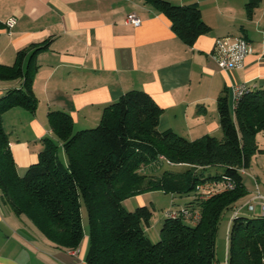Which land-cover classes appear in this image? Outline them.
I'll return each instance as SVG.
<instances>
[{"label": "trees", "instance_id": "1", "mask_svg": "<svg viewBox=\"0 0 264 264\" xmlns=\"http://www.w3.org/2000/svg\"><path fill=\"white\" fill-rule=\"evenodd\" d=\"M144 1L164 13L174 32L189 46L211 31L195 5ZM260 3L249 0L248 17H253ZM46 48V44L32 46L25 69L27 48L18 52L13 66L0 64L1 81L24 80L23 89L11 90L0 99L2 202L14 214L26 216L51 243L65 251H76L85 238V210L87 264H216L220 223L227 212L235 210L234 205L249 195L240 169L248 168L253 156L264 152L257 138L264 131V90L256 88L245 95L235 112L226 92L219 97L223 139L205 136L191 142L171 130L160 132L163 110L144 91L124 94L104 110L99 125L92 129L76 131L68 113L50 112L55 138L43 139L38 163L21 176L3 116L14 108L36 113L39 101L33 86L37 55ZM162 156L188 169L183 173L165 170L160 177L141 172L146 165H167ZM212 166L223 167V173L205 178L203 171ZM223 175L235 182L234 190L206 201L196 197L199 184L220 180ZM154 191L192 195L193 201L185 205L200 209L201 223L191 226L181 219L165 217L160 240L154 243L146 235L153 211L143 206L131 212L123 205L135 195ZM228 264H264V217L240 216L233 220Z\"/></svg>", "mask_w": 264, "mask_h": 264}, {"label": "crops", "instance_id": "2", "mask_svg": "<svg viewBox=\"0 0 264 264\" xmlns=\"http://www.w3.org/2000/svg\"><path fill=\"white\" fill-rule=\"evenodd\" d=\"M167 1L199 7L211 31L189 46L171 20L144 0H0L1 65L13 66L18 52L27 48L25 69L32 46L47 45L37 55L36 113L14 108L3 116L6 132L13 122L18 127L26 123L23 137L7 133L20 175L38 163L43 139L55 138L50 112L68 113L76 131L92 129L107 107L134 90L149 94L163 110L160 132L171 130L191 142L205 136L223 139L219 97L226 92L232 108L233 91L240 84L264 90V0L252 18L245 12L249 0ZM131 13L142 20L141 26L127 24ZM11 19H16L13 28L7 25ZM224 37L251 43L253 52L243 67L219 68L213 49ZM23 88V79L0 80V99ZM164 166L152 167L151 175L160 177ZM244 184L250 194L253 186ZM146 195L123 204L136 199L137 206H148ZM1 196L0 191V264H87V227L76 251L61 250L26 216L14 214ZM178 197H173L176 205L193 201L192 195Z\"/></svg>", "mask_w": 264, "mask_h": 264}, {"label": "built area", "instance_id": "3", "mask_svg": "<svg viewBox=\"0 0 264 264\" xmlns=\"http://www.w3.org/2000/svg\"><path fill=\"white\" fill-rule=\"evenodd\" d=\"M127 24L139 27L142 25V20L135 13L127 16ZM16 24V19H11L8 26L13 28ZM253 52L251 43L245 38L224 37L217 39L213 49L214 58L217 61L219 68L223 71H232L244 66V63L249 55ZM255 86L247 83L240 84L234 88L232 112H235L242 98L251 93ZM166 163L171 165L164 157ZM242 175L246 174V169H240ZM235 182L228 176L223 175L220 180L209 181L199 184L196 187V197L201 201H206L212 197L235 189ZM250 200L235 208L233 220L241 216V211L246 207L249 211L256 210V204L261 207V217H264V190L261 189L258 182H255L254 192L250 195ZM165 217L169 219H181L186 224L197 226L203 219L200 209L192 205H172L165 213ZM232 222V221H231Z\"/></svg>", "mask_w": 264, "mask_h": 264}, {"label": "rangeland", "instance_id": "4", "mask_svg": "<svg viewBox=\"0 0 264 264\" xmlns=\"http://www.w3.org/2000/svg\"><path fill=\"white\" fill-rule=\"evenodd\" d=\"M245 12H247V10ZM234 38L237 39L239 37H234ZM14 123L15 122H13L11 126H8L9 132L7 133L9 135H11L12 133V136L15 139H17L18 137H23V133H25L24 130L26 129L25 127L26 123L19 124V127H18V122L15 124ZM257 138H258L259 148L264 150V131L259 133ZM39 143L41 144L42 142ZM171 165L172 166H164L163 169L170 170L176 173H183L188 169L187 166L181 164L176 165L171 163ZM154 166L156 165L155 164L146 165L142 168L141 172L145 173L148 176H152L151 168ZM223 171L224 168L221 166H212L204 170L203 174L205 178H208L210 176L222 174ZM24 174L25 172L21 173V175ZM254 181L258 182L261 189L264 190V152L257 153L255 156H253L251 160V165L248 168H246V174L244 175V182L249 188L253 186V188L255 189V184L253 183ZM254 189L253 191H251V193L248 196H246V198L239 201L240 205L250 200L249 197L254 192ZM173 197L175 199L179 198L177 194H169L163 191L147 192V195L145 196L149 209L153 211V217L150 221V227L146 228V235L154 243H157L160 240V232L165 220V213L174 203ZM239 204L234 206H238ZM123 205L126 207L128 211L131 212H134L139 207L136 205V199H131L130 201L124 203ZM233 213H234V209H232V211L227 212L220 223L218 234L216 237V264L227 263L228 251H229V233H230L231 220L233 222L232 219ZM241 216L251 219L261 218V207L256 204V210L254 212L249 211L248 208L246 207L243 211H241ZM84 223H85V227H87L88 220H87V212L85 210H84Z\"/></svg>", "mask_w": 264, "mask_h": 264}]
</instances>
